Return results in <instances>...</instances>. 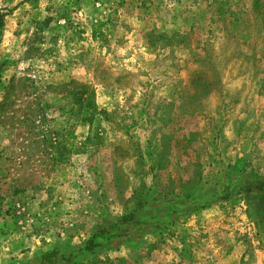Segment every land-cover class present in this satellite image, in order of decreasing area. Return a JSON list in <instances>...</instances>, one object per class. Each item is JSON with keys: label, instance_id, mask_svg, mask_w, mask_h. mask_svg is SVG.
<instances>
[{"label": "rangeland", "instance_id": "obj_1", "mask_svg": "<svg viewBox=\"0 0 264 264\" xmlns=\"http://www.w3.org/2000/svg\"><path fill=\"white\" fill-rule=\"evenodd\" d=\"M232 242L264 264V0H0V264Z\"/></svg>", "mask_w": 264, "mask_h": 264}, {"label": "crops", "instance_id": "obj_2", "mask_svg": "<svg viewBox=\"0 0 264 264\" xmlns=\"http://www.w3.org/2000/svg\"><path fill=\"white\" fill-rule=\"evenodd\" d=\"M230 241H228V245ZM233 243V242H232ZM248 243H239V244H231V246L229 248H227V251L224 252H218V255L216 253L215 259L211 264H239L241 263L242 258H244V256L247 254V250H248ZM259 250V253L264 254V246H262L261 248L257 249ZM205 255V254H203Z\"/></svg>", "mask_w": 264, "mask_h": 264}]
</instances>
